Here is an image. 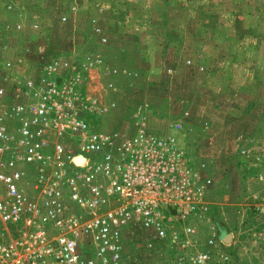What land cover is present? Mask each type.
<instances>
[{
    "label": "rangeland",
    "instance_id": "1",
    "mask_svg": "<svg viewBox=\"0 0 264 264\" xmlns=\"http://www.w3.org/2000/svg\"><path fill=\"white\" fill-rule=\"evenodd\" d=\"M43 75L92 128L138 122L210 179L199 212L168 210L192 233L125 264H264V0H0V85Z\"/></svg>",
    "mask_w": 264,
    "mask_h": 264
},
{
    "label": "built area",
    "instance_id": "2",
    "mask_svg": "<svg viewBox=\"0 0 264 264\" xmlns=\"http://www.w3.org/2000/svg\"><path fill=\"white\" fill-rule=\"evenodd\" d=\"M23 86L0 85V264H125L192 233L168 210L199 212L210 179L187 173L173 140L138 122L132 135L92 128V104L44 75Z\"/></svg>",
    "mask_w": 264,
    "mask_h": 264
}]
</instances>
